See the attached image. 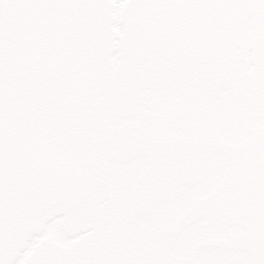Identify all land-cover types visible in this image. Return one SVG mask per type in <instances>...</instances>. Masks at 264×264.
I'll list each match as a JSON object with an SVG mask.
<instances>
[{
	"label": "water",
	"instance_id": "obj_1",
	"mask_svg": "<svg viewBox=\"0 0 264 264\" xmlns=\"http://www.w3.org/2000/svg\"><path fill=\"white\" fill-rule=\"evenodd\" d=\"M56 219L20 264H264V0H0V264Z\"/></svg>",
	"mask_w": 264,
	"mask_h": 264
},
{
	"label": "rangeland",
	"instance_id": "obj_2",
	"mask_svg": "<svg viewBox=\"0 0 264 264\" xmlns=\"http://www.w3.org/2000/svg\"><path fill=\"white\" fill-rule=\"evenodd\" d=\"M116 7H115V15L116 18L118 17V12H119V8L120 5L122 4V2L124 0H113ZM116 29L119 31V28L116 24ZM43 237H50L51 239H53L55 242L65 245L67 243L66 239L64 238L63 233L60 230L59 227V220L52 223L44 232Z\"/></svg>",
	"mask_w": 264,
	"mask_h": 264
},
{
	"label": "flooded vegetation",
	"instance_id": "obj_3",
	"mask_svg": "<svg viewBox=\"0 0 264 264\" xmlns=\"http://www.w3.org/2000/svg\"><path fill=\"white\" fill-rule=\"evenodd\" d=\"M37 241H38V240H37ZM70 242H71V241H70ZM70 242H69V243H70ZM35 243H36V242H35ZM35 243H34V244H35ZM34 244H33V245H34ZM32 247H33V246H31V247L29 246L28 249L25 251V253L22 254V256L20 257V259H19L15 264H20V263L24 260V258L26 257V255L30 252V250H31Z\"/></svg>",
	"mask_w": 264,
	"mask_h": 264
}]
</instances>
